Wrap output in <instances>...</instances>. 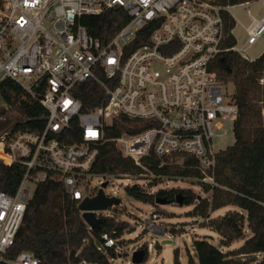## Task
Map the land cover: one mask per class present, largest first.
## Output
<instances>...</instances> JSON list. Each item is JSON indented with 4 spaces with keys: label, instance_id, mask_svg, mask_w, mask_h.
<instances>
[{
    "label": "built area",
    "instance_id": "1",
    "mask_svg": "<svg viewBox=\"0 0 264 264\" xmlns=\"http://www.w3.org/2000/svg\"><path fill=\"white\" fill-rule=\"evenodd\" d=\"M250 3L0 0V88L11 79L24 97L38 99L47 111L42 131L18 128L19 117L1 140L0 160L7 165L22 163L25 171L15 193L0 191V261L40 264L29 250L15 258L7 256L33 195L27 181L36 186L59 182L77 206L97 194L101 186H93L91 180L104 175L91 169L98 144L106 139V127L116 117L140 120L146 126L113 139L124 156L137 164L150 153L168 159L193 157L202 181L215 184L222 150L216 148L214 138L227 122L235 123L238 106L211 63L223 49V12ZM111 8L124 9L128 21L103 41L88 32L82 18ZM149 25L153 27L148 40L135 45L140 31L141 38H146L144 30ZM246 31V43L255 44L264 34V16H252ZM233 49L253 60L243 47ZM88 81L102 90L90 96L91 103L96 102L92 106L79 96L86 92ZM4 105L8 104L0 90V118L5 122ZM77 133L80 142H70ZM103 211L97 215L105 216ZM153 218L149 228H155V213ZM102 239L101 250L117 246V239L107 233Z\"/></svg>",
    "mask_w": 264,
    "mask_h": 264
},
{
    "label": "trees",
    "instance_id": "2",
    "mask_svg": "<svg viewBox=\"0 0 264 264\" xmlns=\"http://www.w3.org/2000/svg\"><path fill=\"white\" fill-rule=\"evenodd\" d=\"M221 6L236 5L258 0H211ZM225 34L222 51L211 63L223 84L232 81L235 90L232 98L238 106V117L234 123L235 142L219 154L215 170V184L202 181L203 174L196 166L193 157H185L183 163L178 159L159 158L154 154L142 158L137 164L133 158L126 157L117 147L114 138L128 133H137L146 128L140 120H131L124 116L116 117L106 127V139L98 144V154L92 166V172L100 175L144 176L145 169L161 178L195 179L211 191L210 198L199 197L191 189L161 188L156 193L143 190L140 185L127 187V194L133 198L155 203L165 199L176 202L181 195L182 204L190 205L199 199L194 211L209 220V210L232 205L231 210L218 219H212L210 227L221 236V243L229 245L245 237V223L251 235L238 248L237 255L253 254L248 263L233 257L231 251H223L207 236L194 239L195 258L190 256L187 264H264V51L253 60L244 59L233 49L237 39L233 34L236 20L228 11L223 12ZM88 32L103 41H108L128 21V15L122 8H111L100 15L82 18ZM153 25L145 27L146 38H136L135 45L148 40ZM263 80V83L261 82ZM86 92L80 98L88 106L90 96L100 95L102 90L92 81L85 84ZM3 101L20 113L18 128L40 132L47 121V111L38 99L22 95L21 87L11 79L2 82ZM80 136L74 135L70 142H80ZM25 167L22 163L4 164L0 160V191L15 193L21 183ZM101 227L88 229L82 218L77 202L65 192L61 183L55 181L40 182L27 205L25 215L15 243L7 254L15 258L24 250L32 251L40 264H110V260L119 255L116 246L98 248L102 235L107 233L116 239L123 235L129 226L126 221H117L112 216H103ZM215 218V217H214ZM147 256L148 252L145 249ZM261 254L260 259H255ZM175 264H181L178 251L175 252ZM0 264H7L0 261Z\"/></svg>",
    "mask_w": 264,
    "mask_h": 264
},
{
    "label": "rangeland",
    "instance_id": "3",
    "mask_svg": "<svg viewBox=\"0 0 264 264\" xmlns=\"http://www.w3.org/2000/svg\"><path fill=\"white\" fill-rule=\"evenodd\" d=\"M232 16L237 20L234 36L237 39V47H243L245 53L252 59L257 58L264 51V34L252 45L246 43L248 33L246 27L251 23L252 16L258 18L264 16V0L250 3L247 6H237L231 10ZM263 83V80L261 81ZM235 90L232 81L225 84V91L230 95ZM5 123L8 127L18 121L20 113L17 108H11L4 105ZM226 135H223L224 132ZM218 135L214 138V144L217 149L225 150L235 142L234 124L227 122L222 130L217 131ZM178 163L183 160L178 159ZM144 176L130 175L126 176H95L91 180L93 186L98 188L105 181L108 182L104 191L107 195H114L120 199L116 206L108 208L102 212L105 216H112L117 221H126L129 226L124 230L123 235L117 239V250L119 255L110 260V264H134L132 262V253L137 249H147L146 259L141 264H175V252L178 251L181 264H187L189 257L195 258L193 241L207 236L215 245L223 251H231L233 257L244 260L248 263L254 259L253 254L237 255L238 248L244 243L245 239L251 235L245 223V237L240 238L229 245L221 243V236L212 227V219H218L231 210H238L235 206L226 205L218 209L209 210L210 219L207 220L198 214L194 208L199 202L197 199L193 204L183 205L175 202L161 203L155 200V203H146L139 201L127 194V187L135 184L145 191L157 192L161 188H185L191 189L202 198H210L212 192L206 190L204 184L195 179L186 178H161L155 179V175L145 169ZM206 183V182H205ZM32 194L36 189L34 182L27 181ZM157 215L155 228H149L148 222L153 220V214ZM215 217V218H214ZM84 220V219H83ZM104 250V249H103ZM261 254H257L255 259H260Z\"/></svg>",
    "mask_w": 264,
    "mask_h": 264
},
{
    "label": "water",
    "instance_id": "4",
    "mask_svg": "<svg viewBox=\"0 0 264 264\" xmlns=\"http://www.w3.org/2000/svg\"><path fill=\"white\" fill-rule=\"evenodd\" d=\"M3 114V109H0V117ZM12 126L8 125L0 118V151L3 150V144L1 140L9 133ZM108 182L105 181L101 184V188L98 190L97 194L93 197H86L83 199L78 208L82 212V218L91 227V229H96L101 227L104 222V217L98 216L97 211L106 210L120 203V199L115 196H107L104 188L107 186ZM200 197V196H199ZM161 203H166L165 199L158 200ZM177 202L182 204L181 195L177 196ZM132 262L134 264H141L146 259V251L144 249H137L132 253Z\"/></svg>",
    "mask_w": 264,
    "mask_h": 264
},
{
    "label": "crops",
    "instance_id": "5",
    "mask_svg": "<svg viewBox=\"0 0 264 264\" xmlns=\"http://www.w3.org/2000/svg\"><path fill=\"white\" fill-rule=\"evenodd\" d=\"M256 2H257V1H256ZM251 3H252V2H251ZM254 17H256V16H254ZM234 19H235V18H234ZM235 20H236V19H235ZM236 24H237V20H236ZM235 28H236V26H235ZM235 28H234L233 31H232L233 33H234Z\"/></svg>",
    "mask_w": 264,
    "mask_h": 264
}]
</instances>
